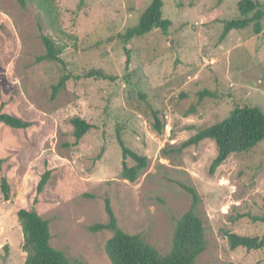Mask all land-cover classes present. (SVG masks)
I'll return each instance as SVG.
<instances>
[{
  "label": "rangeland",
  "instance_id": "374dc122",
  "mask_svg": "<svg viewBox=\"0 0 264 264\" xmlns=\"http://www.w3.org/2000/svg\"><path fill=\"white\" fill-rule=\"evenodd\" d=\"M23 1L24 7L0 0V110L30 124L25 130L0 124V159L17 189L9 202L0 193V264L25 262L19 209L49 222L50 245L67 258L111 264L105 245L113 231L90 230L108 223L106 200L123 232L141 235L165 255L192 203L184 187L197 191L206 232L195 264H264V250H231L224 236L264 235V224L250 219L264 217V140L251 153L230 156L213 175V141L182 148L235 108L264 115V16L259 34L250 24L222 39L224 22L241 18L240 0H163L167 34L154 29L124 42L151 0H52L51 14L41 0ZM251 1L264 11V0ZM43 36L63 48L58 62L38 60ZM203 91L214 96L200 98ZM75 117L93 127L77 144ZM118 135L148 160L134 183L120 175Z\"/></svg>",
  "mask_w": 264,
  "mask_h": 264
},
{
  "label": "trees",
  "instance_id": "16d2710c",
  "mask_svg": "<svg viewBox=\"0 0 264 264\" xmlns=\"http://www.w3.org/2000/svg\"><path fill=\"white\" fill-rule=\"evenodd\" d=\"M22 7L25 6L23 0H18ZM39 7L45 12H53L52 0H41ZM163 0H151L149 6L140 15L138 24L127 30L121 38L124 42L130 39L139 38L149 34L152 30L158 29L163 34H167L169 23L162 16ZM240 14L239 19H233L224 22L222 39L230 33L246 29L253 24V30L256 34L261 32V20L264 11L257 8L256 3L251 0H240L237 4ZM42 42L45 47V54L38 58L39 61L58 62L59 56L63 52L61 46L56 44L48 37L43 36ZM125 59V67L129 65L128 51ZM97 78L112 80L111 77L102 72L95 74ZM66 78L62 79L53 87L54 94L64 86ZM200 98L214 95L208 91H203ZM3 109V107H2ZM0 110V124L16 130H25L30 127L20 119L4 113ZM153 117V128L156 132L161 133L164 125L159 119V113L151 111ZM73 126V135L75 144L90 132L92 125L79 117L71 120ZM213 141L217 154L209 166V175H213L230 156L234 154L251 153L261 141L264 140V115L256 107L235 108L229 116L223 121L198 131L193 137L186 141L182 148L197 146L203 141ZM118 145L121 148L122 179L134 183L139 175L147 168L148 160L132 150L126 148L118 135ZM133 162V166L127 165V160ZM49 179V172L42 175L38 185L37 192L44 190ZM192 197V203L187 211L176 223L172 236L171 250L161 255L153 248L141 235H129L123 232L118 226L116 218L110 207L109 201L106 200L105 210L109 221L106 224H98L90 227L92 232L103 230H112L113 236L105 245V253L111 264H195L207 247L203 223L197 214V208L200 203L198 194L192 188L184 187ZM0 193L7 202L12 201L17 196V189L13 181L5 172L4 160L0 159ZM18 222L22 231L23 245L22 249L26 253L24 264H83L78 260H71L61 251L51 247V233L49 222L42 219L35 211L19 209L16 213ZM253 222L264 224V217H250ZM229 248L235 250L244 248L251 250H264V235L260 238L238 236L232 232H225Z\"/></svg>",
  "mask_w": 264,
  "mask_h": 264
}]
</instances>
